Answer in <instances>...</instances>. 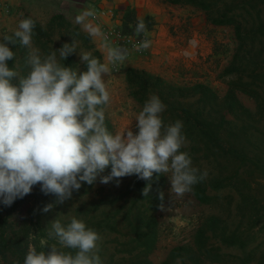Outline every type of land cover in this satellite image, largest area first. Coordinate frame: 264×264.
Listing matches in <instances>:
<instances>
[{
    "label": "rangeland",
    "instance_id": "1",
    "mask_svg": "<svg viewBox=\"0 0 264 264\" xmlns=\"http://www.w3.org/2000/svg\"><path fill=\"white\" fill-rule=\"evenodd\" d=\"M26 1L28 4L18 10L12 9L11 4L8 10L5 3L0 5V32L11 34L17 20L25 15L46 28L55 15L64 16L59 8H65L66 1L72 4L69 9L77 8L76 4H81L79 6L83 8L89 5L100 8L102 5V0H57L61 6L55 0ZM145 1L141 0L142 3ZM148 1L154 12V17H150L154 29L151 35L143 34L140 39L147 38L152 45L160 32L164 45L157 50L152 46L145 49L136 45L130 49L124 62L112 68L110 77H105L108 78L111 93V104L106 109V124L112 131L127 126L138 131L135 116L142 106L130 94L125 77L128 68L160 76L167 83L165 96L162 94L166 105L167 102L176 103L177 108L182 106L193 112L201 108L208 121L214 124L218 120L222 124L224 117L225 124L220 128V135L225 141V149L227 152L233 149V155L226 157L223 154L221 157L207 154L205 150L202 151L203 144L191 140H187L182 150L190 154L195 167L201 172L207 171L206 178L199 184L225 179L228 187L209 190L213 203L203 205L195 199L192 190L183 197L174 196L170 192L168 175L155 173L164 181L158 191L165 198L159 209L154 211L139 201L133 187L135 175L118 178V183L116 179L101 183L99 178L92 185L82 182L81 188L73 190L72 196L62 203H57L55 195L42 192L39 184L34 185L28 195L17 199L12 205L0 204V223L5 227L9 244L14 242L12 252L3 251L7 254V260L0 253V264H7V261L15 263L17 260L10 257L15 253L25 257L29 244L38 246V250H47V246L56 243L55 238L48 234L50 223L57 218L66 222L65 215L68 213L84 219L89 227L100 234L98 251L103 264H176L177 260L181 264H264V209L261 211L264 205V179L261 178V142L264 136L261 131V107L241 93L237 94V101L244 109L237 105L230 111L228 106H222L230 81V77L225 76V70L231 66L238 47L234 29L210 24L207 15L193 7L173 6L165 0ZM104 4L114 8L113 19L110 21L106 17L105 34L108 28L119 29L117 15L121 16V12L129 11L130 7H125L121 0H105ZM48 39L51 50L75 40L77 52H74V57L81 72L87 69L79 50L90 51L95 57L98 52V58L104 60V54L92 39L93 49L64 31H49ZM104 42L113 44L107 40ZM9 47L15 51V64L21 69L27 49L19 43ZM21 70L26 71V68ZM14 79L18 81V78ZM199 84L217 93L216 108L205 105L200 96L192 92L178 97V91H174L168 98V87L183 89ZM165 112L163 117L166 123L174 122V115H164ZM110 170L109 166L101 175H108ZM153 190L157 191L152 185L149 193L152 194ZM48 204L53 207L47 212L43 211ZM200 232L204 238L198 244L196 237ZM144 239H147L145 242L151 240V245H140L139 240ZM174 251L176 255L171 259Z\"/></svg>",
    "mask_w": 264,
    "mask_h": 264
},
{
    "label": "clouds",
    "instance_id": "2",
    "mask_svg": "<svg viewBox=\"0 0 264 264\" xmlns=\"http://www.w3.org/2000/svg\"><path fill=\"white\" fill-rule=\"evenodd\" d=\"M96 16L94 6L89 5L78 11L74 22L93 38L106 41ZM129 26L137 36L147 31L139 16ZM34 28L35 21L23 17L11 34L0 32V204L12 205L37 184L62 203L82 182L92 185L99 178L101 183L113 179L118 183V178L130 175L150 181L154 173L168 175L170 192L183 197L206 178L207 171L201 172L190 154L181 150L187 143L183 121L165 123L167 105L158 95L151 94L136 114L138 131L130 126L112 131L107 126L108 78L112 68L128 57L123 45L105 43L103 61L90 51L79 50L87 69L81 72L78 65L65 64L77 52L75 40L45 53L34 45ZM9 42L27 49L26 71L17 64L9 66L16 55ZM150 44L144 38L137 47L146 49ZM14 78L18 83H13ZM109 166L110 173L101 175ZM150 190L151 183L143 190L145 197ZM52 207L48 204L43 211ZM65 220L50 223L48 234L56 243L47 250L28 245L23 264H103L98 251L100 234L75 215L68 213Z\"/></svg>",
    "mask_w": 264,
    "mask_h": 264
},
{
    "label": "trees",
    "instance_id": "3",
    "mask_svg": "<svg viewBox=\"0 0 264 264\" xmlns=\"http://www.w3.org/2000/svg\"><path fill=\"white\" fill-rule=\"evenodd\" d=\"M165 2L173 6H189L202 11L207 15L209 23L214 26L233 27L238 47L233 55L231 66L225 70V76H229L230 81L222 106H228L230 111L237 105L239 108L244 109L237 101L238 93L244 94L255 100L258 106L261 107V122L263 123V129L261 131H263L264 136V0H165ZM24 17L31 16L25 15ZM123 19L124 27L122 28V32L127 35H136L134 28L129 26L130 24H135V16L125 14ZM33 20L35 21L34 45L41 48L43 52H49L51 50L50 43H48L49 31H64L70 34L73 39L81 41L84 45L93 49L91 44L92 37L88 33H84L79 26H75L67 21L62 15H55L52 17L46 28L42 27L35 19ZM145 22L147 29H151V23L148 21ZM141 36H143V34ZM10 45H12V43L9 42V46ZM95 54L96 57H98V52ZM8 63L10 67L14 66L15 59L13 58L8 61ZM65 64L70 66L73 65V67L78 65L75 61L74 53L69 55ZM21 69H25L23 62L21 63ZM125 77L132 98L142 107L145 100L151 94H156L161 99L162 94L165 96L166 89L164 88H166L167 83L164 82L160 76L130 67L126 70ZM13 83H18V81H13ZM168 89V98L174 91H178L176 94L178 97H185L192 92L194 95L200 96L201 101H204L205 105L208 104L210 107L216 108L218 101L217 93L201 84L195 85L192 88L181 89L172 86L168 87ZM167 106V112H165L164 115L173 114L175 120L180 119L183 121V132L187 140L194 142L198 141V143L203 144L202 151L205 150L207 154L212 153L215 156L221 157L223 154L226 157L233 155L231 154L233 149L229 152L225 149V141L220 135V128L225 124L224 117L222 124H220V120L214 124L208 121L201 108L193 112L182 106L177 108L176 103L169 104L167 102ZM164 121L166 123L165 118ZM262 153L264 154V137L261 142V178L264 179V158L262 157ZM234 155L236 156V153ZM157 176L158 174H155V176L153 175L149 181L139 179L135 175L133 180V187L139 195V201H141L144 206L154 211L159 209L165 198L163 196V199H161V192L158 191V188L164 184V181ZM149 183H151V187L153 185L157 191L153 190L152 194L149 193V195L145 197L143 190ZM226 183L227 180L225 179L211 180L210 184H207V182H202V184L197 183L193 186L192 193L200 204L209 205L213 203V198L209 195L208 191L220 190L228 187ZM263 209L264 205L261 211ZM203 238L204 236L202 232H200L196 237L197 243L199 244V241ZM146 240H139V244L144 247L151 245L152 241L149 240L145 242ZM8 241L5 227L0 223V253L5 260H7V254L3 251L8 250L12 252L11 249L14 243L11 242L9 244ZM174 255H176V251L171 254V259ZM10 257L15 258L17 261L15 263H9L7 261V264H23L24 256L15 253V256Z\"/></svg>",
    "mask_w": 264,
    "mask_h": 264
},
{
    "label": "crops",
    "instance_id": "4",
    "mask_svg": "<svg viewBox=\"0 0 264 264\" xmlns=\"http://www.w3.org/2000/svg\"><path fill=\"white\" fill-rule=\"evenodd\" d=\"M55 1H56L57 5L61 6L60 2H58L57 0H55ZM121 1H122V3H124L123 5L125 7H127V6L130 7V8H128V9H130L129 11H125L124 10L123 12H121L122 13L121 16L117 15V17H119V20L117 21V24H118L117 27L119 29H121V30L124 27V19H123V17H124L125 14H131V15H134V16L136 15L135 18H137L139 16V17L143 18L145 21H148V22H150V20H151L150 17H152V16L154 17V12H152L151 6L149 5V1L148 0L145 1V3L144 2L142 3L141 0H121ZM4 3H5V5L7 7L11 4L12 9H14V10H18L19 7H22V5L28 4V2L26 0H25V2L23 0H0V5L1 4L3 5ZM104 3H105V0H102V5H104V6L101 5L100 8L109 9V10L111 9V12H112L113 11L112 9H114V8H108V6H106V4H104ZM66 5L67 6H65V8H59V12L63 13L65 18H67L70 22H72L73 24L79 26L82 29V27L79 24H76L74 22V17L78 13V11H80V10H82L84 8L79 6L81 4H76L78 6L77 8H75V9L74 8H70L69 9V6H71L72 4L70 2H67V1H66ZM21 10H25V9L21 8ZM99 25L101 26L102 30L105 28V22L99 23ZM130 25H133V24H130ZM153 29H152V27H151V29H147L146 33H144V34L151 35L150 33H153ZM85 33H87V32H85ZM92 40H93V43L97 45V49H99V51L102 54H104V44H105L104 39H102V38H93L92 37ZM152 42L153 43H152V45L150 44V46H152L153 49L156 47L155 48L156 50L159 49L162 45H164V41L161 40V38H160V32L158 33L156 40H153ZM151 53H152V51H151Z\"/></svg>",
    "mask_w": 264,
    "mask_h": 264
},
{
    "label": "built area",
    "instance_id": "5",
    "mask_svg": "<svg viewBox=\"0 0 264 264\" xmlns=\"http://www.w3.org/2000/svg\"><path fill=\"white\" fill-rule=\"evenodd\" d=\"M8 7L6 8V10H8ZM94 8L97 12L95 22H97L98 24L105 22L107 18H109L110 21L113 19V14L111 10H105L96 6ZM105 36L107 37V41H110L116 45H123L128 50V54L130 52V49L138 45L141 40L140 37L137 35H127L124 34L122 30L114 29L112 27L106 30Z\"/></svg>",
    "mask_w": 264,
    "mask_h": 264
}]
</instances>
